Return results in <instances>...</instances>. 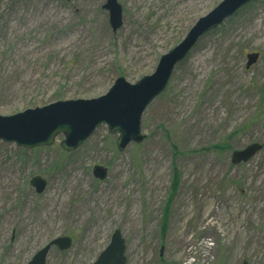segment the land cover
<instances>
[{
    "label": "rangeland",
    "instance_id": "374dc122",
    "mask_svg": "<svg viewBox=\"0 0 264 264\" xmlns=\"http://www.w3.org/2000/svg\"><path fill=\"white\" fill-rule=\"evenodd\" d=\"M221 1L117 0L113 32L105 0H0V116L96 99L118 77L134 84ZM141 136L123 151L105 125L73 152L62 135L32 149L0 141V264H27L59 237L70 248L52 247L45 264H92L115 230L125 264H264V0L197 42ZM252 143L263 147L233 165Z\"/></svg>",
    "mask_w": 264,
    "mask_h": 264
},
{
    "label": "water",
    "instance_id": "95a60500",
    "mask_svg": "<svg viewBox=\"0 0 264 264\" xmlns=\"http://www.w3.org/2000/svg\"><path fill=\"white\" fill-rule=\"evenodd\" d=\"M251 1L222 0L209 13L198 18L184 38L159 58L152 74L143 76L134 84L118 77L108 91L96 99L57 101L11 116H0V141L32 149L50 146L57 136L62 135L61 148L73 152L99 126L105 125L109 133L117 134L116 148L119 151L125 150L131 143L140 142L142 115L149 104L164 92L175 67L204 35L218 28ZM103 9L108 13L111 30L118 31L123 20L122 8L117 0H105ZM257 57V54L247 56V69L256 62ZM263 144L252 143L242 150L232 152L231 163L238 165L248 162L262 149ZM92 174L95 179L103 181L107 169L94 166ZM29 184L36 194H42L47 185L40 176L33 177ZM70 246L71 240L68 237L56 238L37 251L27 264H45L52 247L65 251ZM124 252V240L120 231L115 230L107 247L92 264H125Z\"/></svg>",
    "mask_w": 264,
    "mask_h": 264
},
{
    "label": "trees",
    "instance_id": "16d2710c",
    "mask_svg": "<svg viewBox=\"0 0 264 264\" xmlns=\"http://www.w3.org/2000/svg\"><path fill=\"white\" fill-rule=\"evenodd\" d=\"M175 183V182H174ZM175 186V184H173Z\"/></svg>",
    "mask_w": 264,
    "mask_h": 264
}]
</instances>
